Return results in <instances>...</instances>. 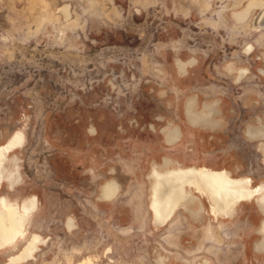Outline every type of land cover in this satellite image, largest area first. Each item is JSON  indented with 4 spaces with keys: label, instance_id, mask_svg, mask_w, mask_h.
<instances>
[{
    "label": "rangeland",
    "instance_id": "rangeland-1",
    "mask_svg": "<svg viewBox=\"0 0 264 264\" xmlns=\"http://www.w3.org/2000/svg\"><path fill=\"white\" fill-rule=\"evenodd\" d=\"M254 1L0 0V147L23 137L3 156L0 197L22 214L36 201L26 236L0 252V264H264L251 246L257 238L237 236L262 218L250 202L228 217L187 188L201 218L180 207L157 226L149 172L132 178L121 165L136 168V136L161 135L172 122L182 137L206 139V160L196 164L247 175V158L234 150L245 124L264 121V27L253 24L258 6L243 21L235 15ZM206 106L213 123H190L188 108ZM179 146L166 153L181 159ZM106 181L118 192L104 202ZM34 237L42 242L30 259L8 258Z\"/></svg>",
    "mask_w": 264,
    "mask_h": 264
},
{
    "label": "bare ground",
    "instance_id": "bare-ground-1",
    "mask_svg": "<svg viewBox=\"0 0 264 264\" xmlns=\"http://www.w3.org/2000/svg\"><path fill=\"white\" fill-rule=\"evenodd\" d=\"M255 6H258L259 11L253 18V24L256 28H263L264 0L254 1L253 3L249 4L246 9L237 13L235 16L237 20L243 21L249 16L251 9ZM65 12L67 15L68 11L66 9ZM211 108L212 107L210 106H206L205 111H203V109L202 113L192 111V107L190 109L188 108V119L193 123H201L204 126L210 125L213 123L210 119ZM254 127L249 128L248 130L250 136L251 134L253 136L262 135V129ZM179 132L180 131H178L176 127L165 131L166 136L169 139L178 138ZM22 144V135L20 133H15L9 138L5 145L0 147V182L3 156L6 155L9 150L21 147ZM261 150L264 151L263 149ZM155 175L156 183L153 187L152 206L154 211L160 218H167L169 214L174 210L175 206L180 203L189 201V197H187V193L184 190V186L187 184L197 186V188L199 189H205L206 195L212 202L213 212L215 213H230L232 211L234 199L249 198L251 194L258 195V199H260V201L264 203V184L261 183V185H258L256 188L249 189L250 187L248 188L246 186L247 181H245V184L241 180L232 179L227 175L226 172L223 171L217 172L205 167L196 168L192 166L183 168L179 166L164 173L156 172ZM9 178L11 180L14 179L12 174L9 175ZM116 190V186H114L112 183H109L103 189L104 194L108 196L113 195ZM35 207L36 201L32 198L23 207L24 212L22 214L18 211L17 207L13 206L11 203H8L5 197H0V246H2L3 243L15 239L18 235L23 234L22 228L25 222V217L29 212L33 211ZM27 219L28 218H26V221ZM262 229L264 231V222L262 224ZM260 232L263 233L261 230ZM39 241L40 240L37 237L32 238L29 241L27 248L22 252L21 257L31 254L35 250V247H37L36 244Z\"/></svg>",
    "mask_w": 264,
    "mask_h": 264
},
{
    "label": "crops",
    "instance_id": "crops-1",
    "mask_svg": "<svg viewBox=\"0 0 264 264\" xmlns=\"http://www.w3.org/2000/svg\"><path fill=\"white\" fill-rule=\"evenodd\" d=\"M187 109V108H186ZM192 123V122H190ZM193 124V123H192ZM263 127L262 129V135H252L250 136L249 132L247 131L246 133H242L241 134V144H240V153L238 152V156L240 155L242 158L245 157L246 159V163H247V167H246V171L248 172L247 175L245 176H239L235 177L236 180H241L245 183V181H247V187L249 189H251L252 187L258 186L264 184V176L263 179L261 180H257V182H255V176L253 175V172H255L254 168L251 167H256L257 170H262L264 172V151H262L261 149L264 150V121H263ZM196 125H201V124H196ZM175 128V126H171V124L168 123V125L163 128V130L160 132L161 135L158 132H149L147 137H140V136H136L135 139V144L134 147L136 150H139L142 152L141 155H139L137 158H135V166L136 168L132 170L130 169V165L127 161H123V163L121 164L123 167L124 173L126 175H130L132 177V175H136L139 177V173H145V172H149L147 177L150 180L151 183V198L149 203H147V206L149 205V211L151 214V222L154 223L155 225L159 226V225H163L164 222L168 221L170 219V217L168 218H160L157 213L154 211L153 206H152V200H153V187L156 183V175L155 173H164L166 171H169L171 169L177 168L179 166H182L181 164H186V163H194L195 165L193 167L196 168H202L200 165L196 164V162L198 161V163H203L205 160V153H204V149L203 146L206 143V139H203L200 137H198V135L196 134H191V135H187V136H181L179 135L178 138L175 139H169L166 136L165 131L168 129H172ZM249 130V129H248ZM155 137H158L155 138ZM188 137V138H187ZM166 140V141H165ZM169 140V141H168ZM175 140V141H174ZM158 142H160V146L162 147L163 150H165V154L163 155V157L160 159H158V157L156 156L157 152L159 153L158 150ZM200 144V146H202V149H199V147H197V145ZM263 144V145H262ZM180 145L179 146V150H177V153L180 154L181 159H176L174 157H172L171 155L167 154L166 152L172 150L173 148H175V146ZM195 147V149H191V147L193 146ZM140 152V153H141ZM235 155V154H234ZM257 157V159H255ZM122 161L120 160V163ZM144 163H145V168H144ZM181 163V164H180ZM239 163V162H238ZM240 164V163H239ZM125 167H124V166ZM200 166V167H199ZM127 167V168H126ZM192 167V166H190ZM238 168L234 169L235 171H240L239 168L243 167L242 164H240V166H237ZM129 168V169H128ZM145 169V171H144ZM252 172V173H251ZM134 177V176H133ZM132 177V178H133ZM128 179L129 182H133L136 181L135 179ZM250 180V181H249ZM138 182V181H137ZM249 182H251V184H249ZM113 184L114 186H116V184L113 183V181H106L104 182L101 186H100V199L101 201H111L115 198V196L117 195L118 190H116V192L113 195H106L104 194L103 189L105 188L106 185L108 184ZM246 184V183H245ZM196 191H197V195L199 197H202V192H201V188H197V186H194ZM116 188H118L116 186ZM110 198V199H109ZM259 196L256 194H251V196L249 198H237L234 199V215H240L239 213L236 212V210L238 209V207L241 205H243L244 203L250 202V204L254 208L255 213L262 215V218L259 219V225L254 227L253 225H251V227H249L248 230H243L241 233H237V236H241L243 237V242H244V238L245 237H252V238H257V242L256 243H251L252 249L254 251H259V252H264V231L262 229V224L264 222V203H262L260 201V199H258ZM7 200V199H6ZM29 201V200H28ZM23 203L22 208L27 204V202ZM197 200H195L194 204H197V209L195 210H191V204L186 205V207L184 206L183 209L185 211H188L189 214H194V215H198V219H200L201 217H199L201 214H203V206L202 203L200 202V200L198 202H196ZM252 201V202H251ZM7 202L9 203V201L7 200ZM142 205V203H135V205ZM249 204V205H250ZM262 204V205H261ZM247 205V204H245ZM247 205V206H249ZM188 208V210H187ZM194 211V212H192ZM23 212H24V208H23ZM30 213V212H29ZM28 213V214H29ZM127 209L124 212V217L127 215ZM107 215V213H106ZM123 215V214H122ZM130 215V214H128ZM149 215V214H148ZM249 215V214H248ZM193 218H195L193 216ZM134 221H142L140 216H139V212L134 211ZM70 220V219H69ZM248 228V227H247ZM260 230L263 232L261 233ZM22 232L23 234L18 235L15 239L8 241L6 243H3L2 246H0V252L2 251L3 253L8 251L9 249H11L10 247H12L14 245L15 242L19 241L20 239L24 238L27 234L26 232V221L24 222L23 228H22ZM25 232V233H24ZM249 232V233H248ZM241 234V235H240ZM38 238V237H37ZM42 241L40 240L38 243H41ZM29 243V242H28ZM37 243V244H38ZM36 244V245H37ZM262 244V245H261ZM27 248V246L24 248V250ZM23 250V251H24ZM22 251V252H23ZM22 252H20L18 255H14L12 257H8L9 259H12L14 262H23L25 260L30 259V255H25L23 257H21ZM34 252V251H33ZM32 252V253H33ZM9 259H7V262L9 261ZM77 264H95L94 261L92 259H84L83 261L77 263Z\"/></svg>",
    "mask_w": 264,
    "mask_h": 264
},
{
    "label": "flooded vegetation",
    "instance_id": "flooded-vegetation-1",
    "mask_svg": "<svg viewBox=\"0 0 264 264\" xmlns=\"http://www.w3.org/2000/svg\"><path fill=\"white\" fill-rule=\"evenodd\" d=\"M211 107V106H210ZM205 109H206V107H205ZM211 110V113H210V119H211V116H212V114H213V109L211 108L210 109ZM187 114H188V111H187ZM188 116V115H187ZM189 120V119H188ZM190 121V120H189ZM191 122V121H190ZM193 123V122H192ZM194 125H196V124H201V123H193ZM255 126V127H254ZM262 128L263 127V124H262V122H261V124H258V125H255V123L253 124V123H247V124H245V126H244V129H243V133H246L247 131H248V129L249 128ZM234 154L235 155H237V152L234 150ZM186 168V167H185ZM206 168V167H205ZM233 179V178H232ZM235 179V178H234ZM249 184H251V182H249ZM257 186H255V187H252L253 189L254 188H256ZM187 188H189V189H193L195 192H197L196 191V189H195V187L194 186H192V185H189V184H187V185H185L184 186V190H185V192L187 193V197H189V201L188 202H184V203H180V204H178L177 206H175V208H174V210L169 214V217H170V219L169 220H171V219H175V215H177V213H176V210L177 209H179L180 207L181 208H183L184 206L186 207V205H189L190 203H191V201H192V197H191V195L187 192ZM252 189V190H253ZM201 192H202V194L203 195H206V192H205V189L203 188V189H201ZM184 204H186V205H184ZM148 208H149V205H148ZM234 211V203H233V207H232V211L230 212V213H232ZM149 213H150V211H149ZM230 213H222V214H224V215H226V216H228L229 217V215H231ZM150 218H151V214H150ZM168 220V221H169ZM163 224H165V222L163 223Z\"/></svg>",
    "mask_w": 264,
    "mask_h": 264
}]
</instances>
